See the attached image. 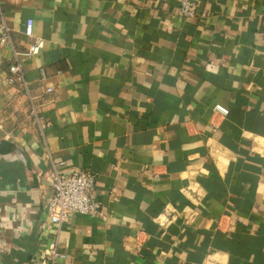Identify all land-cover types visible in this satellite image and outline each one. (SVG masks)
Returning <instances> with one entry per match:
<instances>
[{"label":"crops","instance_id":"0c3cea01","mask_svg":"<svg viewBox=\"0 0 264 264\" xmlns=\"http://www.w3.org/2000/svg\"><path fill=\"white\" fill-rule=\"evenodd\" d=\"M194 1L0 0V264H264V0ZM55 164L99 215L49 225Z\"/></svg>","mask_w":264,"mask_h":264},{"label":"built area","instance_id":"2783aa9c","mask_svg":"<svg viewBox=\"0 0 264 264\" xmlns=\"http://www.w3.org/2000/svg\"><path fill=\"white\" fill-rule=\"evenodd\" d=\"M179 17L189 20L197 15V4L194 0H180ZM200 17H205L202 13ZM1 18V17H0ZM24 36L30 40L27 51L24 56L29 59L38 55L43 49L44 42L40 38H33L32 23L27 21L24 28ZM10 43V31L4 22H0V45ZM9 76L6 78L8 84L20 83L24 87L26 83L23 80L20 63L15 61L8 69ZM46 77L43 69L40 70V78L44 80ZM50 89L47 90V93ZM215 113L226 116L228 111L226 108L216 105L213 108ZM61 164L53 165L54 176L50 184V194L47 202L46 215L49 225L59 229L71 215L96 216L100 214V204L96 200L94 191L95 176L85 171H74L68 174L58 171ZM0 211H8L6 207ZM19 231L18 229L16 232ZM5 228L0 226V251L5 246ZM40 264H57L61 259H65L66 255L60 251L58 236L48 243L45 252L40 255Z\"/></svg>","mask_w":264,"mask_h":264}]
</instances>
